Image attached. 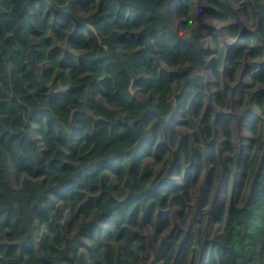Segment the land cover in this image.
Here are the masks:
<instances>
[{"label":"trees","instance_id":"1","mask_svg":"<svg viewBox=\"0 0 264 264\" xmlns=\"http://www.w3.org/2000/svg\"><path fill=\"white\" fill-rule=\"evenodd\" d=\"M208 1L215 5L214 0ZM251 1L256 42L252 45L244 36L231 49V76L244 56L264 58V0ZM188 4L190 0H0V264H84L80 248L87 249L89 264H112L100 224L111 227L105 233L108 238L116 234V239L130 242L127 225H140L138 207L146 221L154 216L155 203L165 208L170 197L184 210L205 168L201 154L194 157L196 176L184 178L181 186L163 183L160 188L149 183L148 175L140 171L141 159L129 167L132 183L125 182L129 188L125 201L118 199L121 190L115 197L101 183L106 171L121 176L141 144L151 151L157 130L173 119L178 108L185 115L200 117V130L210 138L208 152L202 151L212 165L199 198V203L204 201L218 167L213 126L223 130L228 151H232L231 128L230 120L214 115L207 106L213 97L219 108L228 107L220 83L222 54L206 59L198 37L201 23L187 38L170 23L168 10L174 6L175 16L187 26ZM76 9L87 15L79 16ZM52 38L66 42L81 56L59 59L63 54L52 46ZM116 43L125 49L121 55ZM35 57L50 67L39 74ZM158 59L176 71L165 75L155 64ZM210 67L213 83L204 78ZM250 75L252 85L264 86V62L254 64ZM131 88L149 97L141 100ZM244 91L238 89L241 98ZM255 103L264 114V91ZM245 132L249 137L241 168L246 180L241 204L217 211L215 220L222 229L206 245L197 240L201 251L209 253L205 258L200 252L197 264H264V119L261 123L254 117L246 120ZM183 148L185 161L192 164L187 143ZM10 160L17 177H29L18 188L10 184ZM86 194L93 199L84 202ZM54 198L77 208L66 228L50 218ZM206 213L209 218L212 208ZM80 218L86 221L76 230ZM36 222L47 232L39 241L34 234ZM160 223L165 228L166 222ZM63 230L70 238L62 235ZM171 237L160 256L162 264H186L196 248H184L187 237L181 231ZM177 248L182 252L173 261Z\"/></svg>","mask_w":264,"mask_h":264},{"label":"rangeland","instance_id":"2","mask_svg":"<svg viewBox=\"0 0 264 264\" xmlns=\"http://www.w3.org/2000/svg\"><path fill=\"white\" fill-rule=\"evenodd\" d=\"M214 3L215 5L210 4L208 0H190V4H188L189 22L185 27L181 23L183 20L175 16L174 6L169 7L168 15L173 29L184 38L189 37L190 31L197 28L198 23H201L202 25L198 29V37L203 48L207 51L206 59H215L218 53L223 56L220 67V83L221 88L226 90L225 101L228 107L226 109L219 108L215 105L213 97L207 102V106H210L209 108H211L214 115H220L230 120L231 139L229 143L232 151L226 149L223 144L225 141L223 130L215 124L213 129L217 131V141L214 144L217 148L216 160L218 167L211 191L206 193L204 201L199 203L201 191L205 187L204 178L212 167L211 163L207 161V155L202 154V151L208 152L210 138L200 130V117H195L189 113L185 115L184 111L178 108L173 119L164 128L157 130L154 139L155 145L151 151H148L149 146L147 144H141L136 150L134 160L129 161L121 176L114 171H106L101 183L108 187L110 194L115 197L116 190H121L122 196L118 199L125 201L129 198V188L126 187L125 182L132 183L129 167L138 159L142 161L140 171L148 175V182L158 185L160 188H162L163 183L181 186L184 178H194L197 174L195 169L198 164L197 159L194 157L201 154L205 159V168L197 177L198 181L195 186L191 188L189 198L185 200L184 210L176 205L174 197H170L165 208H161L159 203H155V214L151 221H146L140 213L141 207H138L136 214L140 225H127V230L131 236L130 242L116 239V234H113V239L108 238L105 233L111 227L100 224L102 240L112 251V264H149L158 260L162 264L160 256L166 249V240L171 235V238H173L179 231L187 237L184 248L191 249L195 247L197 250L195 255L190 254L188 256L186 264H197L200 252L203 253L205 258L209 255L208 251H201V244L198 245L197 240L200 238L201 242L206 245L222 229V225L215 220L217 211L220 208L227 209L230 204H241L244 195L243 188L246 185L241 168L244 165L248 147L245 139L249 137V133L245 132V121L254 117L259 119L261 123L264 119L262 110L255 103L259 92L264 91V86L252 85L250 72L253 70V65L262 64L264 58L252 59L249 56H244L238 62L233 76L230 75L228 57L232 52L231 49L242 43L244 36L253 42L252 45H255L256 40L252 37L256 22L255 10L251 0H214ZM76 12L79 16L87 15L79 12L78 9H76ZM86 29L97 32L95 28L88 27ZM32 43H36V40H32ZM51 44L62 51L63 55L59 59L67 56L73 60H78V57L81 56L82 52L74 50L66 42L52 38ZM32 46L34 47L33 44ZM115 50L119 55L125 52V49L119 43L115 44ZM155 64L165 75L176 71V68H168L159 59L155 61ZM34 65L38 68L39 74L50 67L47 61H39L37 57L34 59ZM59 70L57 69L56 72H59ZM204 78L210 83L214 82L211 76V67L205 73ZM240 88H245L242 98L238 95V89ZM61 89L65 90V87H61ZM210 90L211 92L215 91L213 86H210ZM131 92L136 93L141 100H147L149 97L147 94L137 92L135 88H131ZM174 93V88H172V95ZM203 111H205V107ZM238 117L241 118L238 120ZM186 122L190 127L185 124ZM33 127L36 128L35 125ZM32 136L38 140V145H41L35 132ZM184 143H187L189 153L193 157L192 164L185 161ZM57 149L64 150L60 146H57ZM71 162L70 160L66 161V163ZM23 179H29V177L25 174L17 177L15 163L10 160L9 180L11 186L18 188ZM92 199V195L86 194L84 202H89ZM54 203L55 207L50 218L54 224H61L66 228L71 213H76L77 208H72L69 202L64 203L58 198H54ZM210 207L213 214L207 218L206 212ZM161 219L166 222L165 228L161 227ZM85 221L83 218L78 219L76 230ZM64 230L62 235L70 238ZM34 234L37 241H39L47 235V232L44 227L39 226L36 222ZM135 236L140 239H136ZM138 240H141V242ZM83 243L88 244L87 238L83 239ZM80 252L84 258V264H89L87 249L80 248ZM181 252L182 250L179 251L177 248L172 255V260H176ZM128 255H133V258Z\"/></svg>","mask_w":264,"mask_h":264}]
</instances>
